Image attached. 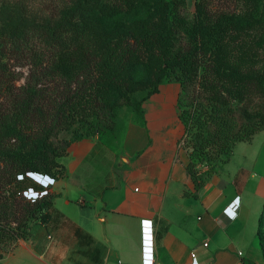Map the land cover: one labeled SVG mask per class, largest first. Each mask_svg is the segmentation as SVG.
<instances>
[{
  "label": "trees",
  "instance_id": "obj_1",
  "mask_svg": "<svg viewBox=\"0 0 264 264\" xmlns=\"http://www.w3.org/2000/svg\"><path fill=\"white\" fill-rule=\"evenodd\" d=\"M60 1L73 6L56 21L63 14ZM137 2L40 0L39 12L46 20L0 29L1 249L27 238L33 223L48 224L57 214L53 191L47 189L34 200L23 195L28 188L44 189L27 173L63 177L65 168L58 157L73 141L112 129L115 108L130 101L139 88L147 90V99L163 78L179 83L177 117L184 131L178 143L187 155L185 169L196 190L229 160L236 142H250L264 129V103L251 111V92L261 89L264 95V75L229 58L226 40L234 30L233 13L212 16L207 0H198L196 22L182 32L172 12L165 30L147 21L130 22L105 45L101 29H93L92 39L86 40L84 29L95 5L108 16L126 12ZM155 43L158 52L150 56L156 55L154 76L147 89L130 82L129 66L145 56L142 46ZM23 68L27 73L19 84ZM63 130H71L69 139L59 137Z\"/></svg>",
  "mask_w": 264,
  "mask_h": 264
},
{
  "label": "crops",
  "instance_id": "obj_2",
  "mask_svg": "<svg viewBox=\"0 0 264 264\" xmlns=\"http://www.w3.org/2000/svg\"><path fill=\"white\" fill-rule=\"evenodd\" d=\"M158 94L143 107L149 137L137 151L98 135L69 145L50 188L57 214L0 248V264H264L263 132L196 190L174 92ZM231 202L234 219L223 213Z\"/></svg>",
  "mask_w": 264,
  "mask_h": 264
},
{
  "label": "rangeland",
  "instance_id": "obj_3",
  "mask_svg": "<svg viewBox=\"0 0 264 264\" xmlns=\"http://www.w3.org/2000/svg\"><path fill=\"white\" fill-rule=\"evenodd\" d=\"M107 1L110 3L115 2V0H99L100 3ZM137 1L138 2L136 4L133 3L131 7L127 6L124 9L126 12H118L108 16L102 15L99 5H95L88 15L87 21L89 25L85 26L84 29V31L87 32L85 35L86 40L92 39L93 29H101L103 34L101 43L105 45L107 42L116 40L123 31V27L130 22L139 23L141 21H147L149 24L155 27L159 26L161 29L165 30L167 28L166 24L172 22L169 16L172 12H176L174 25L176 26L177 23L181 22L179 24L181 27L180 32H182L183 28L190 27L196 22L195 4L198 0ZM1 2H5L7 4L6 7L2 6ZM39 3L40 0H24L23 2L0 0V29L25 24L26 22L31 23L35 21V23H37L46 20L45 15L39 12ZM59 4L62 7L63 14L61 17L55 19L56 21L63 19L66 12L73 6L64 1H60ZM207 9L211 12L210 14L212 16L219 12L233 13V19L235 21L234 30L232 35L226 40L231 46L229 58L231 60L241 61L243 64L250 66L253 72L264 75V0H207ZM181 37L184 40L187 39L184 34H182ZM141 51L145 53V56L137 58L131 62L129 66L130 82L138 86H147L148 89L154 76V67L152 64H154L153 59L156 55H153L151 58L150 56L152 53L155 54L158 52L157 44L155 43L152 47L142 46ZM23 69L24 75L17 82L19 84L24 81V76L27 73L26 68ZM223 71L232 77L234 76V73L230 72L229 69L223 68ZM179 90V83L173 78H163L158 86V91L147 97V99H143L146 96L147 90L144 87L137 89L131 95L130 101H123V103H120L115 108L113 128L90 136L98 135L99 137H104L109 143L114 144L116 148H121L122 152L137 151L142 143L147 141L149 137L147 122H149L151 118L145 116L143 107L149 104V101L150 103L153 102V100L151 101V97L158 98V93L173 91L175 97L172 102L177 117L178 109L176 97L178 96ZM258 92L259 93L251 92V111H257V109L261 107L260 103H264V95H262L261 89L258 90ZM260 131L264 134V129L258 130L256 133ZM70 136L71 130H63L59 133V137L61 138L69 139ZM181 137L182 135L179 137L178 142ZM240 144L236 147L238 151L245 146ZM234 150L232 149V151ZM181 151L185 150L180 149L179 152ZM234 153H236V151H234ZM122 155L126 154L122 153ZM58 158L61 159V156ZM51 186H53V184L49 185L47 189L50 190Z\"/></svg>",
  "mask_w": 264,
  "mask_h": 264
},
{
  "label": "built area",
  "instance_id": "obj_4",
  "mask_svg": "<svg viewBox=\"0 0 264 264\" xmlns=\"http://www.w3.org/2000/svg\"><path fill=\"white\" fill-rule=\"evenodd\" d=\"M22 176H18V178H21ZM46 179L43 181H37L39 184L43 186V190L40 192L35 191L33 188H28L27 190L23 191V195L26 196V198L34 200L37 197H40L42 195H45L47 193V187L49 185H52L55 183V179L49 175H45ZM236 199V198H235ZM234 199V200H235ZM233 200V201H234ZM232 201V202H233ZM232 202L227 206L226 214L230 219H234L237 216V207H235ZM232 204V207L230 205ZM206 245V243H204Z\"/></svg>",
  "mask_w": 264,
  "mask_h": 264
},
{
  "label": "water",
  "instance_id": "obj_5",
  "mask_svg": "<svg viewBox=\"0 0 264 264\" xmlns=\"http://www.w3.org/2000/svg\"><path fill=\"white\" fill-rule=\"evenodd\" d=\"M27 175L32 178L34 181H43L46 179L45 174L35 173V172H29Z\"/></svg>",
  "mask_w": 264,
  "mask_h": 264
},
{
  "label": "clouds",
  "instance_id": "obj_6",
  "mask_svg": "<svg viewBox=\"0 0 264 264\" xmlns=\"http://www.w3.org/2000/svg\"><path fill=\"white\" fill-rule=\"evenodd\" d=\"M228 206H229V205H228ZM226 210H227V208L224 209V211H223L224 214H226Z\"/></svg>",
  "mask_w": 264,
  "mask_h": 264
}]
</instances>
